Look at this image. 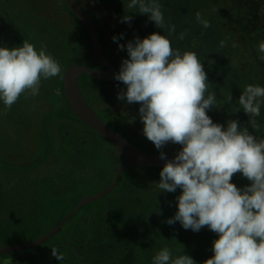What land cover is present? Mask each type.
Returning <instances> with one entry per match:
<instances>
[{
    "label": "clouds",
    "instance_id": "1",
    "mask_svg": "<svg viewBox=\"0 0 264 264\" xmlns=\"http://www.w3.org/2000/svg\"><path fill=\"white\" fill-rule=\"evenodd\" d=\"M127 6L138 8L159 29L164 27L159 0H130ZM196 19L205 29L211 26L200 13ZM131 20L126 15L121 22ZM174 31L169 26V32ZM112 39L128 57L113 76L125 86L117 99L140 105L143 135L157 150L170 142L181 146L164 164L156 183L158 193L181 190L176 197L177 211L166 223L179 222L193 232L207 226L217 235L213 256L204 264H264V139L250 134L238 120H229L226 126L213 122L208 112L216 108L217 97L209 91L207 74L195 52L173 49L170 40L157 33L144 39L134 37L125 44L119 43L123 33ZM258 50L264 53V41ZM60 74L61 65L44 46L37 50L27 40L18 47L0 46V104L10 109L21 95L35 97L42 80ZM227 103L232 105L231 95ZM262 104L264 87L249 84L232 105V113L243 110L250 117L251 128H258L254 118L260 116ZM160 159L166 160L165 153L160 152ZM236 173L250 181V186L233 184ZM51 252L58 261L64 259L56 248ZM152 264L196 262L184 253L173 257L163 247Z\"/></svg>",
    "mask_w": 264,
    "mask_h": 264
},
{
    "label": "rangeland",
    "instance_id": "2",
    "mask_svg": "<svg viewBox=\"0 0 264 264\" xmlns=\"http://www.w3.org/2000/svg\"><path fill=\"white\" fill-rule=\"evenodd\" d=\"M199 1L202 2V0H194L193 5H197ZM204 1L210 4V1ZM127 2L129 3L130 1ZM165 2H169L167 4L168 6L177 8V12L169 17L174 18L175 20L171 21V26L176 25V30L171 32V34H174L175 32L177 33V28L181 33L182 25L185 24L183 26L182 32L183 36L190 38V36H192L190 34V25L194 24L197 25L196 27H198L197 21H185L184 18L182 22L181 19L179 20L177 18L176 14L182 12L183 6L191 7L192 0H159L162 13L166 8L164 4ZM128 3L120 0L119 5L121 9L120 11L117 9L118 21H115V17H111V10L109 13L104 5L100 6L99 0L95 3L86 2L85 7L100 24L102 33L106 34L109 39H112L113 36H115L113 32L117 26L118 29L122 26H125L126 29L128 26L124 22L120 21L124 16H132L131 21H136L135 13L137 12L138 8H132L136 9L132 12L128 10ZM219 3H227V11L229 8L234 11L236 10L235 3L232 0H215L213 2L214 8L209 11L196 9L194 6L191 8V17H196L197 13H200V15H203V17L213 14V20L211 18L208 21L211 26L207 28L205 32H201V34L203 36L202 38H205L206 41L207 39L209 40L210 49H213L216 52L212 53V58L209 60V62L206 60L203 62L198 57L203 63L204 70L208 77V82L210 83L209 91L215 92L217 97V102L215 105L216 108H213L210 112H208V115L212 118L214 123L226 126L227 121L238 120L240 125L243 126V115H248L245 114L243 110L232 113V105L236 104L245 87L249 85L243 80V78L241 80L239 76L251 74L253 81L252 85H257L256 81L253 79V75L254 73H258V71H260V66L255 65V58L264 64V59L260 58L261 56H264V53H260L258 50V45L261 41H264V37L256 34L254 39L255 42H253L255 56L252 55L248 45L244 44L245 42L242 41V32L239 28V23L242 24L243 22L245 23V21H226L225 18H221V10L218 8ZM230 3H233L232 6ZM233 16L234 15H231L230 18ZM169 18L167 17V19ZM142 20L143 19L140 21ZM145 27L147 29L149 28L148 26ZM165 27L169 29L168 25ZM199 27H201V25ZM121 33H123L124 36L128 38L125 32L122 31ZM198 35L200 36V32ZM87 37V33L86 35L82 33L81 29L76 26L74 19L67 12L64 0H0V46H6L8 48L18 47L22 45L24 40H27L35 45L37 50H39L41 46H44L47 50V53L52 55L59 62L61 69L65 66L71 65V67L86 66L90 69L97 70L99 67L95 65V62H93L92 44L89 37ZM140 39H144V36H141ZM221 41L225 42L226 48L225 46H220ZM119 43L124 44L122 41ZM185 43L186 42L183 43L182 50L191 51L189 50V46ZM110 46H112L114 49L110 50ZM106 47L109 50L107 55L108 60L113 65H117L116 72H118L122 60L128 58L127 53L125 52L122 54V52H120L118 49L117 43L113 42V39L111 45L107 44ZM224 48L226 50L223 51ZM200 53H204V51L198 50V54ZM229 56H231V60ZM203 58L205 59L206 56H203ZM210 69H216L223 75L221 76L219 73L212 75V71H210ZM49 82L50 79L42 80L39 95L35 97L22 95L23 99H18L19 101L23 102L22 108L24 107L25 103H27L26 105L32 106L31 108L27 109V115L25 114V116H23L26 117V119L23 121V125H26L28 130L26 129V133L20 137V142L23 144V146L26 145V148H24V151L16 149L18 155L22 153V155L25 157L23 164L26 166L32 165V159L38 152L37 148L42 144L47 148L44 149L46 153L51 152L48 154L49 156L46 155V162L41 163V166H34L32 170L29 171L30 173H26V176L21 178H25L26 180V178L32 177L30 178L31 180L36 181L37 179L38 182V175H44L48 178L52 175L53 180L58 183L57 179L60 177L58 175H65L63 177L68 178V182L66 183H79L80 185L84 184L85 181V188H81L79 193H77L73 187L70 188L67 193L69 194V198L71 197L72 193L73 200L81 201L86 197L95 195L105 190L104 187L110 182L111 178H113L112 175L110 176L111 173L109 171H112L114 167L117 171V169L122 164H124L126 160L118 152L113 151L111 148L108 155L107 153L101 151L103 149L100 146L107 147L103 142V139L99 137L100 135H97L96 132L91 131L90 128L84 125L78 118L77 120L72 118V116L62 115L61 112L58 113V115L54 113V115L51 116L52 114L50 112L52 109L60 110L63 108L64 103L62 97L64 96L65 98V95L62 94L61 90H59L57 86L48 94L47 92L45 93L47 98L42 97L41 93L46 90L44 88V84L46 85ZM235 83H238L236 86L242 88L240 91L236 90L234 86ZM262 87H264V85ZM124 89L125 86L121 82L115 81L113 84L108 86L103 91V93L101 92L97 96L92 94L90 101L92 102L95 110H97L101 116L103 115L106 120L112 122L114 126L118 127L119 129H116L113 125H111L113 128H115L122 134V136H124L127 140L135 144L140 149L159 156L160 152L165 153L166 156L176 155L181 150L180 145L170 142L165 145L168 152L157 150L154 145L143 135V124L140 121L138 114L140 105L138 103L128 104L126 100L121 101L117 99V93ZM230 95L232 96V105L227 103V98ZM42 98H44V100H42ZM0 108L2 109L0 113V128L3 131V133H0V140H14L16 135L12 136V132L9 130H12L16 127L18 128V125H15L14 118H12V120L5 119L6 116H10V114H7L5 111H10L11 108L8 109L3 104H0ZM43 118L50 121L49 127L51 129V134L46 139L44 137L45 135H42L40 130V128L43 126L41 122ZM254 119L256 120L259 127L252 129L248 120L246 125L249 133L251 134V132L255 130L254 136L257 137V139H264V104L261 105L260 116L255 117ZM27 143L30 144V148L29 144ZM0 145L5 144L0 141ZM2 150L3 149H0V153H2ZM39 150L41 151V149ZM107 157L112 159L109 162V165L106 166L109 171L107 169L104 171V167L102 168L100 163L105 160V163L107 164L109 161L106 160ZM39 158L41 157L36 156V162ZM11 160H13V158ZM90 163L94 165L96 164V166L99 165L97 167L100 168L96 170V173L100 174L101 171V173H103L102 176L104 177L101 175L100 179L98 176L95 178L91 175L92 177H90L88 172L84 170V168ZM5 165L6 164H3L2 166L6 168ZM5 168H0V207L2 211L5 210V208L16 207V202L11 201L15 198L13 197V193L16 194L17 183L20 185V183L24 181L19 179V175H13L11 172H8V170H4ZM73 169H77L79 175L81 174V176L78 178H71L77 176L76 173L72 171ZM144 172L150 173L149 171ZM87 174L88 177L86 178ZM45 182L46 181L42 183L40 186L41 188L39 187L43 191L46 186ZM65 187H67V184L64 186V188ZM60 188H62V186ZM24 191L25 190L23 189V192ZM120 194L121 188L119 186L111 195L105 198V200L102 199L100 202L97 201V203H93L92 207L94 208H92V210H97L96 208L99 206H107L109 202H113L114 199ZM7 195L10 196L8 197ZM82 196H84V198H81ZM58 200L61 201L63 199ZM2 201L4 203L1 204ZM58 205L62 208V211L67 209V205H64L61 202H58ZM2 211L0 210V230L11 226L12 231L17 233L0 239V249L38 240L44 237L42 236L39 238V236L42 234L41 230L45 232V230L49 228L48 224H56L58 220L56 219V213L48 214L37 211L35 215L38 218L36 217L35 222H39L40 220L43 221V223H40L41 230H35L32 228L26 229L24 228V225L31 223L27 222L22 217H18L21 215L20 212H11L6 215ZM86 212L87 211L83 210L79 214L81 216ZM42 215L51 219H45ZM73 221H76V218ZM6 222H8V224ZM59 223L55 226V228L59 225ZM43 228H45V230H43ZM21 233H23V235ZM57 241L59 244L63 245L64 243L65 245H63L62 248L61 246L50 245L51 243ZM51 248H56L58 253L63 254L64 259L62 261H58L55 257H53ZM42 253H44L43 255L45 256L43 257L45 259L42 261V264L94 263V260L91 257L88 259L85 257L86 253L83 255L84 249H82L78 242H62L57 236L52 242L49 243V245L47 244L45 246L43 245V247L41 246L31 250L8 254V256L3 260L2 264H38V261L35 263L32 261V259L37 260L36 255H40ZM89 254L90 251H88L87 255ZM75 256L76 258L74 259ZM29 258H31V260Z\"/></svg>",
    "mask_w": 264,
    "mask_h": 264
},
{
    "label": "trees",
    "instance_id": "3",
    "mask_svg": "<svg viewBox=\"0 0 264 264\" xmlns=\"http://www.w3.org/2000/svg\"><path fill=\"white\" fill-rule=\"evenodd\" d=\"M78 3L88 12L87 8L85 7L86 2H96L98 0H77ZM124 2L128 3L127 1L130 0H123ZM210 1V4L202 0V2H198L197 5H193L194 0H192L191 7L189 6H183V10L181 13H177V18L183 22L184 18L185 21H197L196 17H191V8L194 6L196 9H202V10H212L214 8L213 1ZM218 1V0H217ZM230 1V0H228ZM235 3L236 10L228 9V4L219 3V7L221 10V18H225L226 21H245L242 24L239 23L240 31L242 32V41L245 42L244 44H247L250 50V53L255 56V49L253 42H255V36L256 34H259L260 36L264 37V0H232ZM100 6L104 5L106 10H111V17L116 18L115 21H118L117 17V9L120 11L121 7L119 5L120 0H99ZM169 2H165V10L163 12L164 16V27L159 29L155 26L153 22H151L147 15H142L137 12L135 13V19L136 21H130V23H125L128 25L125 29V26H122L118 29V26L114 29L113 34L115 36H118L121 34V32H125L128 36L126 38L124 36L123 40H120L119 42H124V44L127 41H131L135 36L141 37L144 36V38L148 37L149 35L153 33L157 34H163L165 35L171 42V47L173 49H178L181 52H184L182 50L183 43L186 42L189 46V50L195 52L198 57L204 62L205 60L209 62L211 60L212 53L216 52L213 49H210L209 40H205V38H202L201 32H205L206 29L197 21L198 27L201 25V27H196L197 25L191 24L190 26V38L184 37L181 39V36L183 35V26L182 25V31L179 32V29L177 28V33L171 34L169 32V29L165 26H171L172 22L175 21L174 18H169L173 14L177 12V8L168 6ZM64 4L66 7L67 12L70 14V16L74 19V22H76V26L81 29L82 33L86 35V30L82 26V24L78 21V19L74 16V14L70 11L69 7L67 6L65 0ZM118 4V6H117ZM233 3H230L232 6ZM218 5V4H217ZM227 8V9H226ZM128 9V8H127ZM126 9V10H127ZM195 9V11H196ZM130 11H134L136 9H128ZM212 12V11H210ZM235 12V14H234ZM90 15L91 13L88 12ZM232 13V14H230ZM231 15H234L230 18ZM92 16V15H91ZM144 16V17H143ZM96 22L100 41L102 48L105 52L106 58L108 59V52L106 45H111L112 39H109L106 34L102 33L100 24L97 22L96 18L92 16ZM167 17L169 19H167ZM209 17V18H208ZM202 19H205L209 21L211 18L213 20V14L207 15V17L201 16ZM143 19L142 21H140ZM114 21V19H113ZM121 21V20H120ZM170 21V22H169ZM145 26H148L147 29ZM175 27L176 25H172ZM178 26V24H177ZM117 29V30H116ZM198 29V31H197ZM200 32V36L198 33ZM88 35V34H87ZM106 35V36H105ZM199 37V40H198ZM88 38V37H87ZM89 40V39H88ZM106 40V41H105ZM232 47V46H231ZM226 48V46H225ZM223 49L226 50V49ZM235 48V47H233ZM114 49L112 46H110V50ZM198 50L204 51V53L198 54ZM122 54H124L126 51H121ZM118 53V52H117ZM203 56H206L204 59ZM59 57V56H58ZM230 60H231V56ZM221 61V60H220ZM95 62V61H93ZM99 68H101L98 64L95 63ZM255 65L260 66V71L258 73H254L253 79L256 81L257 85H264V64L258 61L255 58ZM115 68H117V65L114 64ZM71 67V65L65 66L61 69V74L56 77L50 78V82L46 85L44 84L43 93H41L42 97H46L47 94L56 88L58 86L59 90H61L62 94L64 95V87H63V80H64V74L66 71ZM212 71V75H216L215 73H219L221 76L223 75L220 73V71H217L216 69H210ZM242 80L248 83L252 84V76L251 74H245L244 76H239ZM115 82H99L87 75H83L80 78V90L84 96V98L89 102V104L94 108L92 102L90 101L91 95L95 94L96 96L100 94L103 91L113 84ZM238 83H235L236 90L240 91L242 89L241 87L236 86ZM46 86V87H45ZM27 98V97H26ZM40 98V97H39ZM42 98V100H44ZM47 98V97H46ZM63 103L64 106L60 110H53L50 112L53 116L54 113L58 115V113L61 112L62 115L66 116H72V118L77 119V117L74 115V113L71 111L67 101L65 100L64 96ZM19 99H23L22 95ZM46 100V99H45ZM24 104V107L22 108L23 102L17 101L10 109V111H5L7 114H10V116H6L5 119L9 120L14 118L15 125H18V128H14L12 130H9L12 132V136L16 135V138L14 140H0L5 145H0V149L2 150V153H0V168H4L2 165L10 164L13 162L12 166H15V168H9L8 172H11L13 175H24L27 173H30L29 171L32 170L34 166H41L43 162H46L45 157L48 155L44 149H47L45 145H40L37 149L38 152L36 153L37 157H41L36 162V156L32 159V165L26 166L23 164L25 157L23 156V161L21 163H14L15 160L18 159V152L16 153V149H19L21 151H24L25 146L20 142V137L26 133L28 130L26 125H23L24 119H26L25 116L27 109L31 108L32 106ZM137 104V103H136ZM0 108V113H1ZM5 110V109H4ZM21 110V112H20ZM33 110V109H32ZM95 110V108H94ZM35 111V109H34ZM97 113L98 111L95 110ZM57 112V113H56ZM99 114V113H98ZM27 115V114H26ZM99 116L111 127V125L114 126L112 122L109 120H106L104 116ZM78 120V119H77ZM249 117L243 115V126L247 127L246 122L248 123ZM43 126L40 128L41 134L45 135V139L49 137L51 134V129L49 127V120L43 118L42 119ZM116 129H119L118 127L114 126ZM115 128H113L115 131H117ZM27 129V130H26ZM91 130V129H90ZM122 130V129H121ZM92 131V130H91ZM118 132V131H117ZM0 133H3V131L0 128ZM120 133V132H118ZM255 130L251 132V134L254 135ZM121 134V133H120ZM98 135V134H97ZM122 135V134H121ZM101 137V136H99ZM102 138V137H101ZM1 139V138H0ZM103 139V138H102ZM44 142V141H43ZM103 142L107 147H102L104 153H110V148L113 149V151L117 152L116 149L108 143L105 139H103ZM29 144V143H27ZM135 145V144H134ZM5 146V147H4ZM109 146V148H108ZM148 146V145H147ZM150 147V146H148ZM30 148V144H29ZM41 149V151L39 150ZM160 150H163L165 152L167 151V147L164 146ZM20 151V152H21ZM22 154V153H21ZM170 155V154H169ZM49 156V155H48ZM174 158L175 155L168 156ZM13 158L12 162L11 159ZM112 158L107 157L106 160H109L106 164L105 160L100 163L103 170L107 169V165H109V162ZM115 159V156H114ZM26 161V160H25ZM99 166V165H97ZM96 164H88L87 167L84 168L85 171L88 172L90 177H97L100 179L102 174L100 171V174L96 173V170L100 167H97ZM108 170V169H107ZM162 169H137L133 168L126 172H124L122 178H127L130 173H133L134 171L136 174H134L133 178L135 179L132 185L126 186V184H123V182H120V184L117 186V188L120 186L121 188V194L117 196V198L114 199L113 202H109L107 206H99L96 208L97 210L93 211L92 207L93 204L84 206L81 211L85 210L87 211L84 215H81L78 213L76 216V221H73L75 218H72L66 225L65 228H63V231L56 235L52 240H50L47 244L49 245L50 242H52L57 236L61 239L62 242H78L82 249H84L83 255L88 259L91 257L94 260L93 264H152V259L154 255L163 247H168L170 251L173 253L175 251H178V247H182L184 251H190L192 249V244H194L195 248L198 249V252L196 254L198 255V263L204 264V262L211 258L213 256V241L217 239V235L210 231L207 226H204L199 232H193L191 230H185L182 228L179 222L175 223L174 225H168L166 221L173 217L175 212L177 211L176 201L173 198L174 196L177 197L181 194V190L177 189L175 193H158L159 189L156 186V183L154 180H151L152 178H149V173H145L144 171H149L150 173H158L157 171H161ZM4 171V170H3ZM74 173H76V177L71 178H78L81 176L79 175L77 169L72 170ZM109 171V170H108ZM6 172V171H5ZM114 178V175L116 173V168L114 167L112 171H109ZM160 173V172H159ZM88 174L86 175V178L88 177ZM92 175V176H91ZM101 175V176H100ZM23 177V176H22ZM83 177V176H82ZM104 177V176H102ZM29 178H19L24 181H22L19 185L17 183L16 185V194L13 193V197H15L12 202H16L15 208H5V210L2 211L1 207L0 210L4 212L6 215L11 212H20V216L24 218L27 222H30L31 224H25L24 228L29 229H35V230H41L40 223H43L42 220L39 222H35L36 220V212L41 213H48V214H57V223L56 224H48L49 228L44 231L41 230V236H45L47 233L51 232L52 229L55 228V226L64 219L67 215H69L78 205L80 202L79 200H73L72 193L71 197L69 198L67 193L62 195H55L51 199L50 196L45 194L44 192H40L37 187V181H33ZM84 178V177H83ZM113 178H111L110 182L104 187V189L108 188L109 185L112 183ZM34 179V178H33ZM88 181V180H87ZM17 182V181H16ZM231 182L235 184L238 188H243L245 186H250V181H248L246 178H244L240 173H236L233 175ZM77 183L72 184L68 187V190L70 188H75V191L79 193V188L83 187L82 185L75 186ZM19 187H23L20 189ZM116 188V189H117ZM23 189L25 190L23 192ZM77 189V190H76ZM115 189V190H116ZM114 190V191H115ZM113 191V192H114ZM14 192V191H12ZM112 192V193H113ZM111 193V194H112ZM67 194V195H66ZM110 194V195H111ZM163 195L168 202L165 206H163L160 202L157 200V196ZM174 195V196H172ZM8 197L10 195H7ZM143 196V198H142ZM108 197V196H107ZM105 197V198H107ZM157 197V198H155ZM81 198H84L82 196ZM105 198L103 200H105ZM57 199H63V200H57ZM81 200V199H80ZM8 201V200H7ZM5 201V202H7ZM58 202L63 203L64 205H67V209L62 211V208L59 205H55ZM100 202V200H99ZM4 203L3 201L1 204ZM97 203V202H94ZM101 204V203H100ZM23 212V213H21ZM62 212V214H60ZM1 215V213H0ZM11 216V215H10ZM17 216V215H15ZM43 216V215H42ZM38 218V217H37ZM45 219H51L47 216H43ZM8 224V222H6ZM10 230V231H8ZM14 233H17L15 231H12V227L9 226L7 228H4L3 230H0V239H3L5 237H8ZM23 235V233H21ZM20 243V242H19ZM45 244V245H47ZM144 247L142 252H139L137 249V246ZM44 245V246H45ZM50 245L54 246H61L63 245L59 244V242H53ZM137 245V246H136ZM43 247V246H42ZM135 247V248H134ZM186 249V250H185ZM88 251H90V254H88ZM49 252V251H48ZM140 253L141 255L138 256L137 253ZM194 253V252H193ZM44 253L40 255H36L37 260H33V262L36 263L38 261V264H42V261H44L45 257L43 255ZM183 253H180L179 255H182ZM185 254V253H184ZM190 254L188 256L194 257L196 255ZM178 255V256H179ZM196 255V256H197ZM7 255L0 257V264H2L3 260ZM76 256L74 257V259ZM31 260V258H29ZM41 259V260H40ZM195 260V258L193 259ZM196 261V260H195Z\"/></svg>",
    "mask_w": 264,
    "mask_h": 264
},
{
    "label": "water",
    "instance_id": "4",
    "mask_svg": "<svg viewBox=\"0 0 264 264\" xmlns=\"http://www.w3.org/2000/svg\"><path fill=\"white\" fill-rule=\"evenodd\" d=\"M65 2L88 34L92 44L93 60L96 64L104 68L97 70L90 69L86 66H74L69 68L65 73L63 80L65 98L75 116L84 125L110 143L126 162L117 169L114 180L108 188L100 193L82 199L74 211L65 217L55 229L44 237L30 243L0 249V257L7 254L35 249L47 244L63 230L64 226L76 216L84 206L91 205L94 202L109 196L117 187L124 172L133 168L162 169L167 161L173 159L172 157L166 156V160H162L159 155L151 154L134 145L120 133L111 128L84 98L79 85L80 78L83 75H87L99 82H112L114 81L113 76L117 72L115 66L106 58L94 18L78 3L77 0H65Z\"/></svg>",
    "mask_w": 264,
    "mask_h": 264
},
{
    "label": "crops",
    "instance_id": "5",
    "mask_svg": "<svg viewBox=\"0 0 264 264\" xmlns=\"http://www.w3.org/2000/svg\"><path fill=\"white\" fill-rule=\"evenodd\" d=\"M17 153V152H16ZM49 153H51V152H48L47 154H49ZM49 158V157H48ZM23 161V156H22V154L20 153L19 155H18V159L17 160H15V162L14 163H21ZM10 162H12V160L10 161ZM60 163H61V161H60ZM12 164H13V162L12 163H10V164H7L8 166H6V168L4 169V170H8L9 168H15V166H12ZM133 173H130L129 175H128V177L127 178H122L121 177V179H120V181H119V183H118V185L120 184V182H123V184H126V186H130V185H132V183L134 182V178H133V176H134V174H136L134 171H132ZM26 175V174H25ZM22 176H24V175H20V177H22ZM58 176H60L59 177V179H57V181H58V183H56V181L55 180H53V176L51 175L49 178L48 177H46V176H44V175H42V176H39L38 175V177H39V179H38V183H37V189L42 185V183L44 182V181H46L45 183H46V186H45V189H44V191L42 190V189H38V190H40V192H44L45 194H47L48 196H50L51 197V199L53 198V196H55V195H62V194H65V193H68V187H70L71 186V184L70 183H66V182H68V178H65V177H63V176H65V175H58ZM123 176V175H122ZM16 178V177H15ZM149 178H152L151 180H154V182H158L159 180H160V176H159V172L158 173H149ZM48 179V180H47ZM36 181H37V179H36ZM67 184V187H65L64 188V186ZM85 181H84V184H80V185H82L83 187H81L82 189L83 188H85ZM117 185V186H118ZM62 186V188H60ZM75 186H79V183H77ZM20 189H22L23 187H19ZM81 188H79V189H81ZM117 188V187H116ZM115 188V189H116ZM157 197H158V195H156ZM172 196H174V195H172ZM157 197H155V198H157ZM142 198H143V196H142ZM173 198H175L174 200L176 201V197L174 196ZM58 200V199H57ZM157 200H158V202H160L163 206H165L166 205V203L168 202V200L165 198V197H163V195H161V196H159L158 198H157ZM177 203V202H176ZM55 205H58V203L57 204H55ZM60 214H62V212L60 213ZM141 244H139V246H137V249H138V251L139 252H142L143 251V246L141 247L140 246ZM192 249L190 250V251H187L186 249V251H184L183 250V248L181 247H178L177 249H178V251H175V252H173L172 254H173V257H176V256H178L180 253H185L186 255H190L191 253L192 254H196V252H198V249L197 248H195V246H194V244H192ZM135 248V247H134ZM137 253L138 254V256H140L141 254L140 253ZM194 252V253H193ZM197 255V254H196ZM194 256V257H191L192 259H194L195 258V262H196V264H199L198 263V255L197 256Z\"/></svg>",
    "mask_w": 264,
    "mask_h": 264
},
{
    "label": "flooded vegetation",
    "instance_id": "6",
    "mask_svg": "<svg viewBox=\"0 0 264 264\" xmlns=\"http://www.w3.org/2000/svg\"><path fill=\"white\" fill-rule=\"evenodd\" d=\"M100 67H101V66H100ZM99 69H104V68L101 67V68H99Z\"/></svg>",
    "mask_w": 264,
    "mask_h": 264
}]
</instances>
